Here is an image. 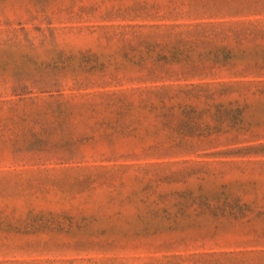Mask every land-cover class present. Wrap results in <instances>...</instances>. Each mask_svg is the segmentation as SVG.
Here are the masks:
<instances>
[{
  "label": "rangeland",
  "instance_id": "1",
  "mask_svg": "<svg viewBox=\"0 0 264 264\" xmlns=\"http://www.w3.org/2000/svg\"><path fill=\"white\" fill-rule=\"evenodd\" d=\"M0 264H264V0H0Z\"/></svg>",
  "mask_w": 264,
  "mask_h": 264
}]
</instances>
